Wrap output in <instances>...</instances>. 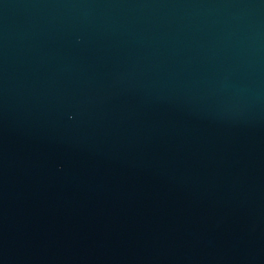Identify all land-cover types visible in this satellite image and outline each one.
Segmentation results:
<instances>
[{
	"label": "water",
	"instance_id": "obj_1",
	"mask_svg": "<svg viewBox=\"0 0 264 264\" xmlns=\"http://www.w3.org/2000/svg\"><path fill=\"white\" fill-rule=\"evenodd\" d=\"M0 264H264V0H0Z\"/></svg>",
	"mask_w": 264,
	"mask_h": 264
}]
</instances>
